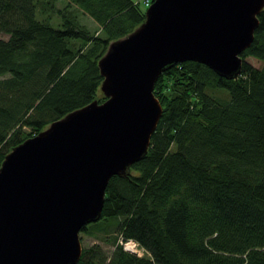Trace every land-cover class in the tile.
<instances>
[{
    "label": "trees",
    "instance_id": "16d2710c",
    "mask_svg": "<svg viewBox=\"0 0 264 264\" xmlns=\"http://www.w3.org/2000/svg\"><path fill=\"white\" fill-rule=\"evenodd\" d=\"M138 0H0V162L12 146L95 99L108 43L144 19ZM90 16L91 29L81 18ZM240 74L184 60L153 92L162 112L146 153L109 177L100 218L113 250L74 264H264V8ZM132 240L141 254L127 250Z\"/></svg>",
    "mask_w": 264,
    "mask_h": 264
},
{
    "label": "water",
    "instance_id": "95a60500",
    "mask_svg": "<svg viewBox=\"0 0 264 264\" xmlns=\"http://www.w3.org/2000/svg\"><path fill=\"white\" fill-rule=\"evenodd\" d=\"M264 0H152L97 61L106 99L51 121L0 162V264H74L110 176L147 150L162 112L158 76L192 60L235 78ZM130 249V248H128Z\"/></svg>",
    "mask_w": 264,
    "mask_h": 264
},
{
    "label": "rangeland",
    "instance_id": "374dc122",
    "mask_svg": "<svg viewBox=\"0 0 264 264\" xmlns=\"http://www.w3.org/2000/svg\"><path fill=\"white\" fill-rule=\"evenodd\" d=\"M138 1L139 2L142 1V3H144L145 0H138ZM147 1H148V5H149L152 0H147ZM145 8H146V6L144 7V10H145ZM81 18L89 25V27L91 29H94L96 27V23L94 22V20L90 16L87 15L86 17H84L82 15ZM7 37H8L7 33H4L2 31H0V38H7ZM244 59L247 62H249L250 64H252L254 66H257V67H260L261 65L264 64L263 60L255 58L253 56H245ZM95 99L98 102H102V101H104L106 99V97L103 95V92L99 89V93L95 97ZM158 100H159V98H158ZM159 102H160V100H159ZM117 227H118V223L112 222V226L107 227L104 232H102V231H96L95 232L94 231L92 234H89V233H86V232L80 230L79 231V237H80L81 245L86 247V246L91 245L92 243H98L100 245V247L102 248L103 253L106 254V255H110L112 250H113V247H114L113 242L111 241V239H112L113 236L118 235ZM118 238H119V235H118ZM137 253L141 254L142 250L139 249L137 251Z\"/></svg>",
    "mask_w": 264,
    "mask_h": 264
},
{
    "label": "built area",
    "instance_id": "2783aa9c",
    "mask_svg": "<svg viewBox=\"0 0 264 264\" xmlns=\"http://www.w3.org/2000/svg\"><path fill=\"white\" fill-rule=\"evenodd\" d=\"M144 4L147 6V5H148V1L145 0V1H144ZM130 243H132L133 245L131 246ZM126 244H128V245H126ZM124 247H125L126 249H127V248H130V250H132L133 252H136V253H137V251L139 250V249L136 247V243L133 242L132 240H128V241H126L125 244H124Z\"/></svg>",
    "mask_w": 264,
    "mask_h": 264
},
{
    "label": "bare ground",
    "instance_id": "6f19581e",
    "mask_svg": "<svg viewBox=\"0 0 264 264\" xmlns=\"http://www.w3.org/2000/svg\"><path fill=\"white\" fill-rule=\"evenodd\" d=\"M126 245H128V244H126ZM130 245L132 246L133 244H132V243H130Z\"/></svg>",
    "mask_w": 264,
    "mask_h": 264
}]
</instances>
